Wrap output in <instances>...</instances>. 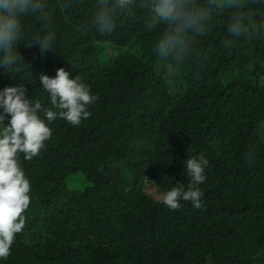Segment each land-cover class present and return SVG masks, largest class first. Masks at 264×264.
<instances>
[{"label":"trees","instance_id":"16d2710c","mask_svg":"<svg viewBox=\"0 0 264 264\" xmlns=\"http://www.w3.org/2000/svg\"><path fill=\"white\" fill-rule=\"evenodd\" d=\"M92 4L56 11L55 51L43 55L32 41L42 26L23 18L20 74L0 68V90L23 83L45 106L38 74L60 67L98 96L90 118L79 127L57 119L40 155L23 162L26 227L0 264H264V143L254 135L264 120V42L225 47L227 13L214 16L203 54L162 73L144 12L102 36L88 26ZM200 154L209 161L203 207L168 210L153 191L187 187L185 160ZM76 172L87 184L69 190Z\"/></svg>","mask_w":264,"mask_h":264},{"label":"clouds","instance_id":"9594fccd","mask_svg":"<svg viewBox=\"0 0 264 264\" xmlns=\"http://www.w3.org/2000/svg\"><path fill=\"white\" fill-rule=\"evenodd\" d=\"M72 5L73 0H0V68L10 75L20 74L24 63L17 46L24 35L22 20L28 16L42 26L32 40L41 55L55 51V13ZM135 8L145 13L144 26L154 34L152 52L169 74L203 54L198 47L199 39L211 32L214 16L219 18L227 13L226 31L233 39L223 41L225 47L238 42L242 48L250 49L256 42H264V0H93L88 26L102 36H109L116 30L118 20L133 16ZM38 81L50 106L30 98L23 83L0 90L2 260L11 255L16 235L26 227L31 183L23 162L38 157L45 148L52 137L50 124L62 119L79 127L90 118L92 113L88 109L98 99L90 85L79 75L72 77L63 67L57 68L53 77L39 73ZM254 135L259 143H264V120L257 123ZM255 156V148H249L244 155L245 163L251 164ZM208 164L203 154L186 159L187 187L177 181L158 202L170 211L180 210L181 202H190L201 209L204 193L199 185L206 180Z\"/></svg>","mask_w":264,"mask_h":264},{"label":"rangeland","instance_id":"374dc122","mask_svg":"<svg viewBox=\"0 0 264 264\" xmlns=\"http://www.w3.org/2000/svg\"><path fill=\"white\" fill-rule=\"evenodd\" d=\"M159 69L162 71V73H164V71L166 70L161 64L159 66ZM86 184L87 182L85 181L83 175L79 172L68 175L65 178V187L69 190H82L86 186ZM146 189H148L149 191H153L150 184L146 186ZM153 193L157 198L162 195L160 191H153Z\"/></svg>","mask_w":264,"mask_h":264}]
</instances>
